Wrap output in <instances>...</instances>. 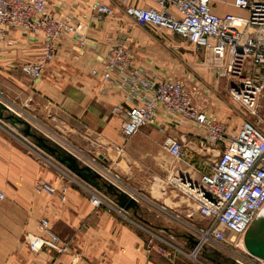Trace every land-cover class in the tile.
I'll use <instances>...</instances> for the list:
<instances>
[{
    "label": "crops",
    "instance_id": "0c3cea01",
    "mask_svg": "<svg viewBox=\"0 0 264 264\" xmlns=\"http://www.w3.org/2000/svg\"><path fill=\"white\" fill-rule=\"evenodd\" d=\"M234 1L211 0V10L221 18L227 15L247 18L246 11L233 6ZM45 2L53 17L59 19L79 20L81 15L88 14L94 3L112 7L114 16L90 21L84 32V45H80L74 35L64 34L54 60L37 81L22 74L20 68L36 62L42 37L19 28L9 29L8 39L13 45L9 47L0 42V93L8 102L58 133L69 146L80 150L99 149L96 153L103 158V165L122 174L128 183L121 182L124 188L143 189L149 204H139L125 213L119 212L113 199H110L114 203L110 207H93L89 190L59 182L30 156L27 122L2 110L0 192L5 198L0 200V264H202L184 260L175 252L162 256L147 249L145 242L149 232L144 226L153 230L166 229L169 236L185 243V229L180 222L184 225L191 220L199 219L205 223L206 220L189 208L185 196H181L177 188L168 183L160 184L158 180L153 182L146 175L141 182L139 174L145 172L142 158H149L145 163L148 169L163 174L169 172V166L158 161V156L165 153L161 144L166 137L181 139L187 145L186 152L198 154L196 150L204 130L184 124L171 127L159 113L155 124H148L123 144L120 136L122 118L113 114L115 106H127L123 92L117 86H108L92 72L103 70V56L112 43L125 41L132 67L153 80L180 81L191 93L197 108L210 120L225 125L229 135H235L240 124L230 113L228 101H212L192 91L202 92V79L211 83V73H216L201 63L204 54L192 44L165 30H141L135 26L125 15L120 0ZM126 5L140 9L158 8L156 0H128ZM115 146L123 147L121 155L114 152ZM186 152L185 162L188 159ZM203 157L205 155L198 157L199 177L209 170L207 161L202 162ZM186 174L194 182L199 179L196 174ZM38 179L47 181L55 188V193L34 194L32 184ZM42 219L47 220L61 242L68 245L66 253L57 255L48 248L34 252L29 248L27 236L41 235L37 224ZM173 220H177L176 223ZM186 248L188 251L190 245ZM201 257L203 264H232L231 260L222 258V261L211 251H205Z\"/></svg>",
    "mask_w": 264,
    "mask_h": 264
},
{
    "label": "built area",
    "instance_id": "2783aa9c",
    "mask_svg": "<svg viewBox=\"0 0 264 264\" xmlns=\"http://www.w3.org/2000/svg\"><path fill=\"white\" fill-rule=\"evenodd\" d=\"M127 1L120 0V3L135 26L141 30H165L171 36L192 44L204 54L203 64L219 78L228 80L231 99L245 113L256 116L259 99L264 94V0L234 1L233 6L246 11L247 18L232 15L218 17L211 10V0H156L158 8L147 9L127 6ZM113 16L112 7L101 3L92 4L88 14L73 20L70 17H53L45 0H0V42L9 47L13 45L8 39L11 28L42 37L36 62L20 68L22 74L37 81L54 60L59 40L64 34L74 35L80 40V45H84L87 24ZM103 64L100 73L93 71L92 74L99 75L108 86H117L127 104L113 108V114L122 118L120 136L123 144L162 113L167 124L171 120L185 121L202 128L204 134L200 147L205 151V156L207 149L214 151L220 148L217 158L207 164L208 172L201 174L198 181L194 182L189 176L176 171L168 184L193 201L197 214L207 222L199 228L185 225V230L193 237L194 246L191 243L193 247L189 255L203 264L200 257L206 251L204 245L221 252L231 251L230 247L234 245L231 239L243 236L264 208L263 130L244 120L238 133L229 135L225 125L210 120L194 105L191 93L180 81L153 80L132 67L125 41L120 40L109 46L103 56ZM193 90L198 93L197 89ZM9 104L0 93L3 109L12 111ZM161 149L177 162H184L185 150L181 139L166 137ZM114 152L121 155L123 147L115 146ZM104 179L122 190L117 185L120 183L117 177L113 181ZM36 185L42 193H55L54 188L44 181ZM126 195L136 199L139 197L136 194ZM4 198L0 192V200ZM90 203L98 208L102 205L110 207L115 202L98 193L91 195ZM118 210L126 212L119 206ZM37 229L41 235L27 236V244L32 251L48 248L60 255L69 250L47 220H40Z\"/></svg>",
    "mask_w": 264,
    "mask_h": 264
},
{
    "label": "rangeland",
    "instance_id": "374dc122",
    "mask_svg": "<svg viewBox=\"0 0 264 264\" xmlns=\"http://www.w3.org/2000/svg\"><path fill=\"white\" fill-rule=\"evenodd\" d=\"M201 63L204 62V58H200ZM212 75V76H211ZM211 83L204 81L202 79L201 81V89L202 92L198 91L196 93L197 95L200 94L201 96H206L209 100H216V99H224L228 101V107L230 109V113L235 117V119L238 120V123L241 125V123L244 120L251 121L252 123L256 124L261 130L264 132V94L260 97L256 116H250L249 114L245 113L239 104L235 101H233L229 95V89L230 84L227 79L225 78H219L217 75L211 73ZM206 82V83H205ZM218 84V85H214ZM194 93V90H192ZM11 107L10 109L12 111H7L8 114H11L17 119L22 118L25 122H27L28 125V131L30 135L29 139V145H27L29 154L37 162L40 164L41 167L45 168V170L50 173L52 176H54L59 182H64L72 187H77L78 189H83V191L89 190V198L93 194L100 193L102 196H104L106 199H111L105 189H99L102 188L103 182L105 181L104 178L100 177L99 174L95 173L94 169L101 173L105 178L109 179L110 181H113L114 177H117L120 181V183H117L122 190H124L126 193H131L132 195H139L138 200L140 204L142 205H148L149 200L147 199L146 195L144 194V190L142 191L139 188H134L135 190H128L124 188V186L121 184H128L122 177V174H120L116 169L114 168H106L103 165L102 157L100 155H97V149L96 147L90 148L87 147V150H80L74 147L69 146L62 137L53 131L50 130V128L43 124H41L32 114L24 113L21 109H19L15 104H9ZM4 111H6L4 109ZM15 112V113H14ZM18 114V115H17ZM155 119L150 124H155ZM188 125L192 128L199 129L200 127L192 125L185 121H174L171 120V123L169 125L177 126V125ZM168 125V126H169ZM239 125V126H240ZM1 126V125H0ZM2 127V126H1ZM3 128V127H2ZM144 128V127H143ZM202 129V128H200ZM159 140V144H160ZM184 150L187 148V145H184ZM198 149L196 150L198 154H193V151L188 150L186 152V156L188 159L186 162H177L170 156L166 155L165 153H162L158 156V161L163 164H166L169 166V172L167 174H163L160 171H153L152 169H148L146 162L149 161V158H142L143 164L145 166L144 173L139 174V180L141 181L143 177L149 176L151 181L155 182V180H158V182L161 184L169 183L172 179V177L175 175L176 171L179 172V174H183L186 177V173L194 175L199 177V174L197 172L199 165L198 163V157L204 156L205 151L201 149L200 143L198 144ZM192 150V149H191ZM92 151V152H89ZM159 151L162 150L159 147ZM206 150V156L203 157V161H207V163L210 164V162H213L217 156L220 153V148L215 149L214 151ZM56 152V153H55ZM188 153V154H187ZM192 153V155H191ZM72 154V155H71ZM185 158V157H184ZM201 159V158H200ZM208 166H206L207 168ZM209 169V168H208ZM152 170V171H151ZM94 174L95 176H98V180L93 181L91 179V175ZM44 181L47 183V181L38 179L35 180L32 184V191L34 194H45L40 192L37 189L36 183ZM102 181V182H101ZM142 182V181H141ZM99 183V186H98ZM88 186H87V185ZM139 184V182H138ZM140 186V185H139ZM55 190V188H54ZM56 191V190H55ZM88 193V192H87ZM134 193V194H133ZM178 193L183 196L179 191ZM62 194V193H61ZM179 196V195H178ZM176 197V195H174ZM184 200L187 202L189 208L191 210H196V204L193 201H190L186 197H184ZM139 205V204H138ZM197 213V212H196ZM171 216V215H170ZM174 219H176V214H173L172 216ZM174 222L177 220H173ZM176 223V222H175ZM181 225L186 228L185 225L188 224L192 227H201L205 226V222H202L201 220H191L188 222H185L183 225L182 222H180ZM148 230L147 239H146V247L150 251H154L155 253H158L160 255H164L165 253L169 252H175L178 256H180L184 260H189L191 262H197L198 259H194L192 256L189 255V249L186 250V246L189 245V243L185 242L182 243L180 241H176L175 238L172 236H169L166 232V229H158L153 230L150 229L147 226H144ZM184 234V233H183ZM245 235L241 236L240 238H233L231 241L233 242V246L230 247L231 251L227 252H221L218 253L216 251H211L213 254L219 256V254L222 256H219L221 260L222 258H228L231 257L232 259L241 261L243 263H251V264H262L263 261L260 259L254 257L250 253H252L249 249V244L245 242ZM175 237V236H174ZM177 237V236H176ZM179 237V236H178ZM181 237V236H180ZM239 242H242V245L239 244V248L236 246ZM180 245L184 246V248H181ZM256 250L255 252H259L260 250H264V247H256L253 246ZM186 248V249H185ZM250 253L248 252V250ZM225 256V257H224ZM202 258V257H200Z\"/></svg>",
    "mask_w": 264,
    "mask_h": 264
},
{
    "label": "bare ground",
    "instance_id": "6f19581e",
    "mask_svg": "<svg viewBox=\"0 0 264 264\" xmlns=\"http://www.w3.org/2000/svg\"><path fill=\"white\" fill-rule=\"evenodd\" d=\"M7 105V104H6ZM9 106V105H8ZM9 107H11V106H9ZM12 108V107H11ZM7 110V109H6ZM15 113V112H14ZM18 115V114H17ZM72 155V154H71ZM94 171H95V173L97 174H99V176L100 177H104L101 173H99L98 171H96L95 169H94ZM105 178V177H104ZM103 184H108V185H110V186H112L113 188H114V191L116 192V193H122V194H126L124 191H122L121 189H119L117 186H115V185H113L112 183H110V182H108L107 180L106 181H104L103 182ZM98 186H99V183H98ZM103 188H105L104 187V185L102 186ZM100 190L102 189V188H99ZM132 197V196H131ZM132 199H134V201L136 202V204L138 205V204H140L139 203V201L136 199V198H134V197H132ZM111 200H112V198H111ZM113 202H115L116 203V201H114V200H112ZM183 238H184V240L187 242V243H189V245H190V248H192L194 245H193V243H192V241H193V237L189 234V232L188 231H183ZM244 234H246L245 235V242L247 243V244H249V249H250V251L252 252V253H250V251L248 250V252L251 254V255H253L254 257H256V258H258V259H260L261 261H263V263L262 264H264V250H260L259 252H255V248L253 247V246H256V247H264V237H263V234H264V208L257 214V216L255 217V219L253 220V222L248 226V228H247V230L245 231V233ZM182 237V236H181ZM191 243H192V245H191ZM239 244H241L242 245V242H239L236 246L238 247L239 246ZM201 245L202 244H200L196 249H195V253L197 252V250L201 247ZM204 247H205V250H206V252L207 251H216V252H218V253H221L220 251H218L214 246V248L213 249H211L209 246H207V245H204ZM239 248V247H238ZM202 259V258H201ZM228 260H231V262L230 263H232V264H240L241 262L240 261H238V260H235V259H229L228 258Z\"/></svg>",
    "mask_w": 264,
    "mask_h": 264
},
{
    "label": "water",
    "instance_id": "95a60500",
    "mask_svg": "<svg viewBox=\"0 0 264 264\" xmlns=\"http://www.w3.org/2000/svg\"><path fill=\"white\" fill-rule=\"evenodd\" d=\"M3 107L0 105V114L2 112ZM98 177V176H97ZM105 187V190L107 191V193L109 195H113L115 193L114 188L108 184H103ZM116 194V203L117 205L124 209L125 211H129V210H133L135 208L138 207V205L136 204V202L130 198L129 196H127L126 194H122V193H115ZM193 242V241H192ZM205 252V251H204ZM204 252L201 253V256H203Z\"/></svg>",
    "mask_w": 264,
    "mask_h": 264
},
{
    "label": "trees",
    "instance_id": "16d2710c",
    "mask_svg": "<svg viewBox=\"0 0 264 264\" xmlns=\"http://www.w3.org/2000/svg\"><path fill=\"white\" fill-rule=\"evenodd\" d=\"M55 153H56V152H55ZM90 175H91V179H93V181H96V180L99 179V178H98L97 176H95L94 174H90ZM101 182H102V181H101ZM102 189H105V188L102 187ZM106 192H107V191H106ZM115 193H116V192H115ZM115 193H114L113 195H111V197H110V198H112L114 201H116L115 198H114V197L116 196ZM107 194H108V193H107ZM219 256H220V255H219ZM221 257H222V256H221ZM225 259H226V258H225ZM226 261H228V259H226Z\"/></svg>",
    "mask_w": 264,
    "mask_h": 264
}]
</instances>
